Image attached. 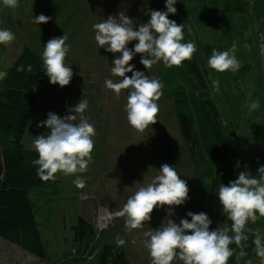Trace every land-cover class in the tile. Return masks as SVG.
Segmentation results:
<instances>
[{
    "label": "rangeland",
    "instance_id": "374dc122",
    "mask_svg": "<svg viewBox=\"0 0 264 264\" xmlns=\"http://www.w3.org/2000/svg\"><path fill=\"white\" fill-rule=\"evenodd\" d=\"M245 1L249 11L247 23L235 12L226 13L222 5L213 0H177L174 5L175 14L191 32L209 92L225 121V144L221 153L234 163V180L245 170L259 179L257 170L264 165V20L261 23L254 10L256 0ZM164 4L165 0H148L147 8L158 10ZM120 11L133 19L134 27L150 19L145 14L144 0H18L15 8L0 0V28H7L15 34L11 44H0V86L22 48L27 46L42 58L48 40L63 34L67 36L69 52L64 63L71 67L73 77L64 87L50 84L46 77L22 144L25 149L35 150L33 142L36 137L49 134V129L37 127L38 122L46 120L49 112L60 117L74 114L67 108L80 99L88 101L84 115L94 126L96 135L88 170L77 174L85 181L83 189L73 184L74 175L56 173L61 182V194L50 204L54 208L50 220L42 221L44 237L49 241L50 253L60 255L64 250L72 249V226L78 217H82L103 231V243H116L117 238L126 241L122 247L127 264H151L148 249L144 246L147 239L144 233L166 225L168 219L178 224L181 218L190 219L186 216L189 211L204 212L212 221L210 230L219 228L229 236L234 232L232 221L216 195L219 187L202 191L197 185L195 168L180 134L173 105L165 96V88L157 101V121L143 133L133 129L127 121V90H122L117 98L106 88V79H121L111 73L112 60L119 53L99 48L93 25L109 16H118ZM40 14L50 19L36 25L32 18ZM233 42H236L235 55L240 69L217 72L210 68L208 59L213 51H227ZM135 43L132 41L128 47ZM139 61L140 54H136L129 63L135 65L134 70L145 71L149 78L159 79L163 84L162 63L145 69ZM126 75L130 77L131 73ZM214 80L219 81L218 90L213 86ZM251 101H258L259 108L250 110ZM165 163L172 165L186 181L188 199L183 205L172 207V216L166 211L169 206L154 208L151 220L144 222L142 229L129 231L125 225L126 217H118L115 213L140 187L150 183ZM245 229L250 240L251 264H264V256L258 254L254 243L259 235L264 244V216L257 213L256 221L249 220ZM0 264H47V261L0 238ZM73 264L99 263L91 257ZM170 264H183V261L177 257Z\"/></svg>",
    "mask_w": 264,
    "mask_h": 264
},
{
    "label": "clouds",
    "instance_id": "9594fccd",
    "mask_svg": "<svg viewBox=\"0 0 264 264\" xmlns=\"http://www.w3.org/2000/svg\"><path fill=\"white\" fill-rule=\"evenodd\" d=\"M2 3L15 8L18 0H2ZM147 3L148 0H144L145 14L150 19L137 27H134L133 19L122 11L116 17L109 16L93 25L94 39L99 48L119 53L112 60L111 73L121 79H106L105 86L117 98L122 90H127V121L141 133L157 121V101L163 94L164 86L159 79L149 78L145 71L134 70L135 65L129 62L136 54H140L139 62L145 69H151L158 63L169 68L180 67L182 62L190 61L197 51L194 42H184L185 24H177L168 18L169 14L176 13L174 5L177 0H165L164 11L148 9ZM32 19L34 24L39 25L48 22L50 17L40 14ZM14 39L13 32L0 28V44L7 46ZM66 40L65 34L48 40L42 53L43 70L49 83L60 87L69 85L73 77L71 67L64 63L69 52ZM132 41L136 43L129 48L128 44ZM236 50V42H233L227 51H213L208 59L209 67L217 72L238 71L241 65L236 58ZM126 73H131V76ZM212 83L218 90L219 81L214 80ZM248 107L256 110L259 102L251 101ZM87 108L88 101L80 99L74 106L67 108L69 113L74 114L60 117L49 112L46 120L38 122L37 127L49 129L47 136L38 135L33 142L38 158L32 164L37 166V176L42 181L55 180V174L60 172L65 176L74 175L73 184L76 188L85 187L84 179L77 174L88 170L94 148L93 137L96 135L94 126L84 115ZM257 173L259 179L247 170L239 172L235 180L227 185L221 184L216 194L222 209L232 221L234 236L227 235L219 228L210 230L212 221L206 213L189 211L186 216L190 219L181 218L178 224L168 219L166 225L144 233L147 237L144 246L148 249L151 264H170L177 257L183 264H227L233 253L229 245L233 242L239 245L241 240H247L244 235L246 223L249 220L255 222L257 213L264 216V165L258 168ZM180 177L172 165L162 164L151 182L130 196L115 215L126 217L125 225L129 231L142 229L144 222L151 220L154 208L169 206L166 211L172 216V207L181 206L188 199L187 183ZM125 243L123 238L116 240L117 247ZM254 243L258 254L264 256V244L259 235Z\"/></svg>",
    "mask_w": 264,
    "mask_h": 264
},
{
    "label": "trees",
    "instance_id": "16d2710c",
    "mask_svg": "<svg viewBox=\"0 0 264 264\" xmlns=\"http://www.w3.org/2000/svg\"><path fill=\"white\" fill-rule=\"evenodd\" d=\"M213 1L221 4L226 13L235 12L248 22L245 0ZM158 10L164 11L165 8ZM254 10L263 23L264 0H256ZM168 18L177 24H185L176 14H169ZM247 26L250 28L251 23ZM184 31V42H194L186 24ZM46 77L41 56L26 46L7 69L0 86V238L46 260L47 264L80 263L91 257H95L99 264H127L124 248L117 247L116 243H103V231L82 217H78L72 226V249H66L60 255L50 253L42 221H49L54 213L50 204L60 196L61 182L56 174L55 180L42 181L37 176V166L32 164L38 154L33 149H25L22 144ZM162 81L195 168L199 189L205 191L209 187L227 185L234 180L235 172L231 158L221 153L225 144V121L209 92L198 52L180 67L169 68L162 64ZM244 235L247 240H241L239 245L231 244L233 253L227 264H251L246 229Z\"/></svg>",
    "mask_w": 264,
    "mask_h": 264
}]
</instances>
